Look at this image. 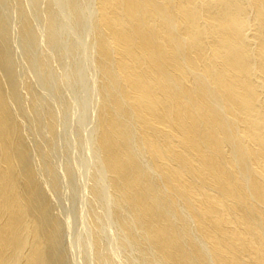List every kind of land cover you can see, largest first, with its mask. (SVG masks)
<instances>
[{
  "label": "bare ground",
  "instance_id": "1",
  "mask_svg": "<svg viewBox=\"0 0 264 264\" xmlns=\"http://www.w3.org/2000/svg\"><path fill=\"white\" fill-rule=\"evenodd\" d=\"M0 264H264V0H0Z\"/></svg>",
  "mask_w": 264,
  "mask_h": 264
}]
</instances>
